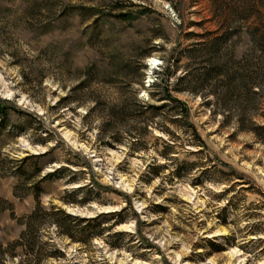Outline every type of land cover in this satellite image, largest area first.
Instances as JSON below:
<instances>
[{
	"label": "rangeland",
	"instance_id": "obj_1",
	"mask_svg": "<svg viewBox=\"0 0 264 264\" xmlns=\"http://www.w3.org/2000/svg\"><path fill=\"white\" fill-rule=\"evenodd\" d=\"M0 107V264H264V0H0Z\"/></svg>",
	"mask_w": 264,
	"mask_h": 264
},
{
	"label": "trees",
	"instance_id": "obj_2",
	"mask_svg": "<svg viewBox=\"0 0 264 264\" xmlns=\"http://www.w3.org/2000/svg\"><path fill=\"white\" fill-rule=\"evenodd\" d=\"M231 33L227 32L225 36H230ZM223 36V38L225 37ZM164 90L166 91V96L168 100L175 101L172 99V97L169 95L168 87L165 86ZM177 102V101H175ZM7 108V107H6ZM5 107H0V116H5L7 114ZM36 205L34 210L25 217L24 221V229L20 233L19 237L15 242L11 244V249L14 251L17 247H20L22 251H24V254L28 257L26 261H32L35 263L38 262L40 259H42V250L41 247H44L47 245V243L41 242L38 235V222L45 217V215H52L55 213L47 214V212L44 210L42 205L39 202L38 194L35 196ZM68 219H71L70 216L67 215ZM57 224V223H54ZM58 225V224H57ZM59 226V225H58ZM21 262V261H20ZM33 264V263H31Z\"/></svg>",
	"mask_w": 264,
	"mask_h": 264
}]
</instances>
